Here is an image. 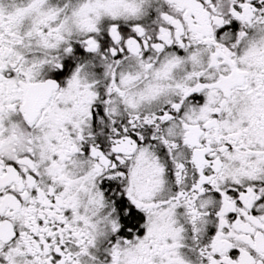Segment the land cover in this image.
I'll use <instances>...</instances> for the list:
<instances>
[{
	"label": "snow or ice",
	"instance_id": "6c2138e0",
	"mask_svg": "<svg viewBox=\"0 0 264 264\" xmlns=\"http://www.w3.org/2000/svg\"><path fill=\"white\" fill-rule=\"evenodd\" d=\"M0 264H264V0H0Z\"/></svg>",
	"mask_w": 264,
	"mask_h": 264
}]
</instances>
